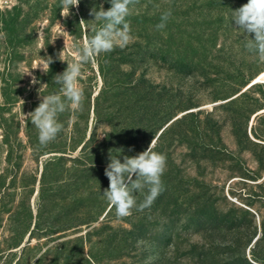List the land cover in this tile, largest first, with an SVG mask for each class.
Here are the masks:
<instances>
[{
    "label": "rangeland",
    "instance_id": "obj_1",
    "mask_svg": "<svg viewBox=\"0 0 264 264\" xmlns=\"http://www.w3.org/2000/svg\"><path fill=\"white\" fill-rule=\"evenodd\" d=\"M247 2L154 4L150 13L158 15L145 25L154 27L147 38L160 55L132 64L115 63L110 52L101 53L95 63L84 65L83 110L60 114L63 130L38 148L37 129L26 116L40 103L41 86L47 84L42 96L51 91L48 72L39 68L43 57L59 60L62 51V73L66 61L74 59L73 45L82 46L93 35L89 13L104 7V0H80L69 15L67 10L61 14L60 0H0V264H264V62L245 49L246 35L231 23L232 10ZM169 9L166 27L157 30ZM131 36L128 45L146 39L132 29ZM129 72L134 79L144 75L158 93L160 119L146 136L139 105L128 95L112 99L125 107L114 122L95 113L105 78L111 86ZM108 90L109 95L119 89ZM55 91L63 95L60 86ZM104 100L106 110L110 102ZM176 118L156 141L162 126ZM93 130L97 141L113 130L122 133L121 147L129 157L154 139L153 150L164 154L167 164L165 190L149 208H134L124 218L113 208L104 218L111 206L102 196L108 178L105 184H82L74 171L67 172L80 150H72L71 138L84 132L89 137ZM146 192L134 193L137 204ZM82 196L98 219L78 226L88 212ZM67 213L71 226L65 229ZM105 224L104 232L96 233ZM109 234L115 240L107 248L100 239Z\"/></svg>",
    "mask_w": 264,
    "mask_h": 264
},
{
    "label": "clouds",
    "instance_id": "obj_2",
    "mask_svg": "<svg viewBox=\"0 0 264 264\" xmlns=\"http://www.w3.org/2000/svg\"><path fill=\"white\" fill-rule=\"evenodd\" d=\"M60 3L61 14L67 10L69 15L70 9L78 7L80 0H60ZM109 3L111 7L107 10L102 4L99 10L95 7L90 10L89 15L94 17L89 21L93 35L86 38L82 46L73 45L74 59L71 62L66 61L67 68L53 77V82L60 86V93L63 95L51 93L42 96L40 90L47 84L38 90L40 103L26 116L37 129L38 148L47 147L54 142L63 130V124L59 121L60 114L69 108L73 111L83 110L85 96L79 81L84 65L95 63L101 53H109L116 47L125 48L132 40L127 17L132 15L140 0H109ZM171 15L170 9L161 14L160 23L156 25L157 30L166 27ZM84 23L86 22L81 19L80 24ZM231 23L246 35L245 49L264 62V0H248L246 4L232 10ZM3 35L0 33V37ZM61 54L62 51L56 58L61 60ZM43 58V66L39 68L47 73L54 60L51 56ZM36 82L33 78V83ZM154 147L153 139L146 150L135 156H124L123 162L118 156H112L110 153L109 163L105 168L109 186L103 190L102 196L115 208L117 217L130 216L134 208L138 211L149 208L165 190L162 176L166 170L167 158L164 154L154 151ZM145 189L147 192L143 201L137 204L134 193H143Z\"/></svg>",
    "mask_w": 264,
    "mask_h": 264
},
{
    "label": "trees",
    "instance_id": "obj_3",
    "mask_svg": "<svg viewBox=\"0 0 264 264\" xmlns=\"http://www.w3.org/2000/svg\"><path fill=\"white\" fill-rule=\"evenodd\" d=\"M162 0H140V3L135 6L133 9L132 15L127 17V22L130 25V29L135 30L137 33V36L142 38L146 37L144 43L142 41L135 42L134 44L126 46L124 49H119L118 47L114 48L113 51H111V55L115 56L112 60L115 63H139L143 62L145 57L151 56L156 57L160 55V48L157 44H155L153 41H150V39L147 38V36H152L154 34V27H150V25H145V21L153 20L157 15H152L150 13L151 7L160 2ZM169 1H175V0H169ZM111 5L109 3V0H104V9L107 10L110 8ZM127 49L129 51H127ZM54 62L50 65L49 71L47 73L48 76V85L51 89L50 93H58L56 90V87H58V84H55L53 82V77L57 74H59V60L53 59ZM111 60V61H112ZM121 77H119L114 85H108V79L105 78L104 81V89H101V91L98 93L96 97V104H95V113L98 116L97 118L100 120H105L109 123L114 122L113 119L116 115L122 114L124 106H116L117 102L114 101L112 103V99L115 96H118L121 99H125L127 97H132L131 99L135 101L136 104L139 105L141 118L140 122L143 124L142 132L143 135L146 136L148 133H152L156 123L160 119L161 114V108L158 107L159 99H158V93L156 91V87L153 83L149 82L144 75L141 74L139 78H133V72L129 73H122ZM126 78V79H124ZM136 80V81H134ZM260 83V82H258ZM255 83L252 86L258 84ZM115 87L117 90L115 93H111L108 95L109 90ZM130 91V93H129ZM102 97H104V102L109 100L110 104L107 106V109L101 107V100ZM113 107V108H112ZM117 107V108H115ZM103 111L105 112H102ZM168 114V113H166ZM66 117L69 116V109L66 110ZM179 118V117H178ZM178 118L173 119L171 122H169L168 125L162 126L161 131L159 135L156 138V141L160 139L162 134L167 130V128L175 122ZM97 119V120H98ZM117 144L114 145V140ZM98 139L95 136V131L93 130L91 132V135L87 137V132H84L80 137L78 138H71L73 148L72 150H76L78 147H80L79 154L77 156H72L71 160L73 161L72 167H67L68 171H74L76 180H81L80 182L84 184L87 181H99L105 184V166L109 163V155L111 153L112 156H118V158L121 159L123 162V157L126 156L124 153L125 148L121 147V141H122V133L116 132L113 130L112 133H106L105 138L103 141H97ZM97 141V142H96ZM67 141L66 145L67 146ZM120 150V151H118ZM261 183L264 184V179L261 181ZM88 197L82 196L79 198L81 201V205L85 207L87 210V207H90V203H85ZM114 207L110 206L106 215L111 212V210ZM91 209V208H90ZM89 209V210H90ZM202 209V208H200ZM199 209V210H200ZM85 210V211H86ZM83 211V212H85ZM88 211V210H87ZM86 213V212H85ZM81 219L78 220V226L82 224H88L92 221H96L98 218H95L91 216L90 211L86 213V216L80 217ZM66 225L65 229L70 228L71 223L70 217L68 213L65 217ZM107 224H105L102 228H99L97 230H100L99 232H96L98 234H102L104 232L105 227ZM137 226V225H136ZM134 226L135 228H137ZM140 228V227H139ZM91 236L92 232L91 230H88L86 232V239L87 241L91 242ZM83 240V237L80 238ZM259 239V237L255 240V242ZM115 240L114 234H109L107 238L100 239V241L104 244L106 242L107 248L108 246H112L113 241ZM114 246V245H113ZM118 246V243H117ZM116 248V245L115 247ZM91 259L94 262H97L99 259L97 256H95L92 252L90 254Z\"/></svg>",
    "mask_w": 264,
    "mask_h": 264
},
{
    "label": "built area",
    "instance_id": "obj_4",
    "mask_svg": "<svg viewBox=\"0 0 264 264\" xmlns=\"http://www.w3.org/2000/svg\"><path fill=\"white\" fill-rule=\"evenodd\" d=\"M256 214H257V212L256 211H254ZM257 216H258V214H257Z\"/></svg>",
    "mask_w": 264,
    "mask_h": 264
},
{
    "label": "water",
    "instance_id": "obj_5",
    "mask_svg": "<svg viewBox=\"0 0 264 264\" xmlns=\"http://www.w3.org/2000/svg\"><path fill=\"white\" fill-rule=\"evenodd\" d=\"M256 116V115H255ZM258 238V237H257ZM257 238H255V240L257 239Z\"/></svg>",
    "mask_w": 264,
    "mask_h": 264
},
{
    "label": "bare ground",
    "instance_id": "obj_6",
    "mask_svg": "<svg viewBox=\"0 0 264 264\" xmlns=\"http://www.w3.org/2000/svg\"><path fill=\"white\" fill-rule=\"evenodd\" d=\"M261 111H263V110H261ZM257 238V237H256Z\"/></svg>",
    "mask_w": 264,
    "mask_h": 264
}]
</instances>
